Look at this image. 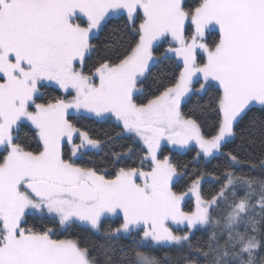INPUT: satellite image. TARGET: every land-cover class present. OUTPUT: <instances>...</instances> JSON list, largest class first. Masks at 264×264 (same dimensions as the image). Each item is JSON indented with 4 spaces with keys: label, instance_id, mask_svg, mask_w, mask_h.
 <instances>
[{
    "label": "snow or ice",
    "instance_id": "6c2138e0",
    "mask_svg": "<svg viewBox=\"0 0 264 264\" xmlns=\"http://www.w3.org/2000/svg\"><path fill=\"white\" fill-rule=\"evenodd\" d=\"M0 264H264V0H0Z\"/></svg>",
    "mask_w": 264,
    "mask_h": 264
},
{
    "label": "trees",
    "instance_id": "16d2710c",
    "mask_svg": "<svg viewBox=\"0 0 264 264\" xmlns=\"http://www.w3.org/2000/svg\"><path fill=\"white\" fill-rule=\"evenodd\" d=\"M94 128L97 130L98 134L103 136V133L105 131H109V132H113L114 134V131H119V129H115L113 131V128L114 126L112 125H108V124H104V125H101V124H97L94 126ZM119 143V142H118ZM105 151H107V149H105ZM104 155V153H99V156L102 157ZM178 160H181V161H190L191 160V156L190 155H186V154H183L181 153L180 155H178L176 157ZM221 162L220 159H217V160H213L210 164H207V167L209 170H211L213 167H215L217 164H219ZM209 187H211V185L209 184H205V189L207 190ZM111 223V221H109V224ZM107 226V225H106ZM80 232V234L84 237H87V238H90V239H95L96 237L93 236L92 234H90L86 229H81V230H78Z\"/></svg>",
    "mask_w": 264,
    "mask_h": 264
}]
</instances>
